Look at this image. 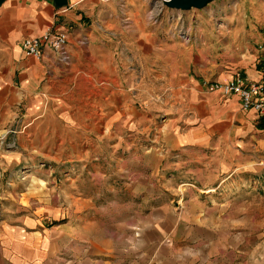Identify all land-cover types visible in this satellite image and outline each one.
Listing matches in <instances>:
<instances>
[{"label":"crops","instance_id":"0c3cea01","mask_svg":"<svg viewBox=\"0 0 264 264\" xmlns=\"http://www.w3.org/2000/svg\"><path fill=\"white\" fill-rule=\"evenodd\" d=\"M102 1L68 0L67 6L57 8L51 0H6L0 6V116L23 117L27 129L43 134L47 147L53 139L56 160H74L78 149L88 154L98 142L108 148L110 134L120 122V160L140 152L137 157L148 162L139 178L148 182L158 174L157 160L170 167L165 170L168 181L174 180L173 164L184 166L183 174L194 180L201 176L199 164L208 165L214 170L210 180L218 182L248 176L254 169V160L170 159L174 152L195 148L255 149L264 164V129L257 127L263 117L244 110L238 96L205 86L206 81L228 80L237 73L258 80L264 34L248 39L240 71L222 68L205 48L173 44L155 34L148 39L139 35L130 43L122 32L131 61L123 55L119 59L113 42L86 19V10L93 15ZM49 29L67 33V59L48 45L42 46L40 57L25 56L22 40ZM254 40L260 45L255 46ZM128 133L132 142L124 137ZM144 134H148L145 145L138 139ZM218 188L207 194L202 189L171 188L163 201L149 190L141 210L146 217L118 222L114 238L94 239L91 231L82 235L76 216L52 225L37 221L27 236L30 252H21L18 262L253 264L254 247L239 252L243 242L232 226L231 206L202 204L195 197L199 193L214 198L215 192H222ZM179 197L182 204L176 200ZM94 207L90 203L82 211L92 212Z\"/></svg>","mask_w":264,"mask_h":264},{"label":"rangeland","instance_id":"374dc122","mask_svg":"<svg viewBox=\"0 0 264 264\" xmlns=\"http://www.w3.org/2000/svg\"><path fill=\"white\" fill-rule=\"evenodd\" d=\"M94 10L93 15L86 10V19L103 33L104 29L113 32L114 35L105 36L113 42L119 59L123 55L129 61L131 56L123 44L122 32L129 35L130 43L139 35L148 39L155 34L173 44L201 51L205 48L210 59L222 68L237 67L240 71L248 39L264 34V0H215L203 9L187 11L168 8L162 0H104ZM168 31L172 37H168ZM182 32L191 34L190 42L182 39ZM254 45L260 43L254 40ZM26 125L21 116H0V264H19V254L30 252L26 250L28 237L37 221L52 225L76 216L82 235L92 232L94 239L114 238L118 222L146 217L141 210L149 190L158 193L157 200L163 201L170 190L180 187L198 192L202 189L205 194L216 187L226 192H215L214 198L199 193L195 197L202 204H229L232 226L240 244L243 242L239 252L254 247L253 264H264V164L259 150H236L223 145L219 149L195 148L170 156L181 160H254L252 172L235 180L211 181L214 170L208 165L201 167L199 162L201 178L194 180L188 173L183 174L184 166L173 164L174 180L168 181L165 170L170 167L164 168L165 163L159 165L157 160L158 174L148 182L139 178L148 162L141 155L137 157L140 152L120 160V122L113 128L115 133L110 134L108 148L98 142L88 154L78 149L74 160H56L58 149L53 139L47 147L43 134L32 132ZM128 134L124 137L132 142L134 137ZM138 139L145 145L148 134ZM176 200L183 202L180 197ZM90 203L95 206L93 211H82ZM87 220L95 225H85Z\"/></svg>","mask_w":264,"mask_h":264},{"label":"built area","instance_id":"2783aa9c","mask_svg":"<svg viewBox=\"0 0 264 264\" xmlns=\"http://www.w3.org/2000/svg\"><path fill=\"white\" fill-rule=\"evenodd\" d=\"M157 13H153L156 16ZM104 34L114 35L103 30ZM185 42L191 41V34L182 32ZM67 33L63 30H47L39 36L26 37L21 42V50L25 56L40 57L43 45L50 46L62 59H67ZM208 91H219L225 96L236 95L240 98L242 108L254 111L259 117H264V58L262 60V76L258 80L249 79L243 73H237L231 79L205 82Z\"/></svg>","mask_w":264,"mask_h":264},{"label":"water","instance_id":"95a60500","mask_svg":"<svg viewBox=\"0 0 264 264\" xmlns=\"http://www.w3.org/2000/svg\"><path fill=\"white\" fill-rule=\"evenodd\" d=\"M6 0H0V6ZM57 8H62L68 5V0H51ZM215 0H162L163 4L171 9L187 11L191 9H203Z\"/></svg>","mask_w":264,"mask_h":264},{"label":"trees","instance_id":"16d2710c","mask_svg":"<svg viewBox=\"0 0 264 264\" xmlns=\"http://www.w3.org/2000/svg\"><path fill=\"white\" fill-rule=\"evenodd\" d=\"M257 127L259 129H264V117L260 119V121L257 124Z\"/></svg>","mask_w":264,"mask_h":264},{"label":"bare ground","instance_id":"6f19581e","mask_svg":"<svg viewBox=\"0 0 264 264\" xmlns=\"http://www.w3.org/2000/svg\"><path fill=\"white\" fill-rule=\"evenodd\" d=\"M63 8V7H62Z\"/></svg>","mask_w":264,"mask_h":264}]
</instances>
